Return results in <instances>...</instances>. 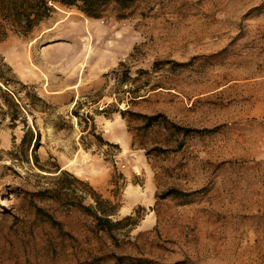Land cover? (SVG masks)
<instances>
[{
    "label": "rangeland",
    "instance_id": "obj_1",
    "mask_svg": "<svg viewBox=\"0 0 264 264\" xmlns=\"http://www.w3.org/2000/svg\"><path fill=\"white\" fill-rule=\"evenodd\" d=\"M122 2L0 40V264H264V0ZM56 168L135 224L58 211L47 251L25 192Z\"/></svg>",
    "mask_w": 264,
    "mask_h": 264
},
{
    "label": "trees",
    "instance_id": "obj_2",
    "mask_svg": "<svg viewBox=\"0 0 264 264\" xmlns=\"http://www.w3.org/2000/svg\"><path fill=\"white\" fill-rule=\"evenodd\" d=\"M122 1L125 0H0V40L6 38L10 31L19 34L29 33L42 19L49 15L52 10L51 3L73 6L85 15L96 18L104 14L107 6L112 2L118 7H125L126 5ZM120 113L122 116L128 114L131 118H139L142 123L137 128L149 127L157 123L158 118L161 117V115H143L129 110H123ZM56 169H58L56 172L59 171V173L52 178L53 183L51 185L37 192H25L30 196L32 202L29 204L33 214L32 220L40 229L41 237L46 245L50 244V247H47L50 249L47 251H51V247L55 243H64L65 237L72 235L65 231L63 221L57 218L56 213L58 211L77 212L85 219L86 231L99 239L107 237L115 241V232L125 226L128 221H132L130 222L131 225L135 224V220L131 216L114 219L115 204L103 198L88 183L65 170ZM76 186L81 193L77 192ZM35 196L42 199L45 206H39L34 202ZM87 197L90 199V203L85 204L82 199ZM57 236L61 238L56 240ZM73 241L75 240L69 241L70 245L75 244ZM89 254L95 255L92 248L89 249Z\"/></svg>",
    "mask_w": 264,
    "mask_h": 264
}]
</instances>
